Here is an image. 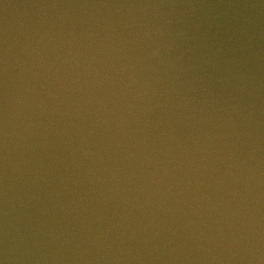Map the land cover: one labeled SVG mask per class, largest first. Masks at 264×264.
Listing matches in <instances>:
<instances>
[{"label": "water", "instance_id": "water-1", "mask_svg": "<svg viewBox=\"0 0 264 264\" xmlns=\"http://www.w3.org/2000/svg\"><path fill=\"white\" fill-rule=\"evenodd\" d=\"M0 264H264V0H0Z\"/></svg>", "mask_w": 264, "mask_h": 264}]
</instances>
